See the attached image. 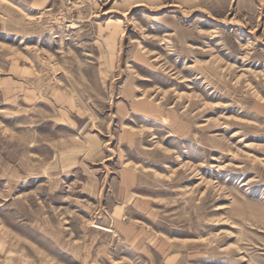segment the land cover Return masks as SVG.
<instances>
[{
	"label": "rangeland",
	"instance_id": "374dc122",
	"mask_svg": "<svg viewBox=\"0 0 264 264\" xmlns=\"http://www.w3.org/2000/svg\"><path fill=\"white\" fill-rule=\"evenodd\" d=\"M0 264H264V0H0Z\"/></svg>",
	"mask_w": 264,
	"mask_h": 264
}]
</instances>
